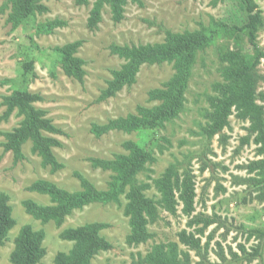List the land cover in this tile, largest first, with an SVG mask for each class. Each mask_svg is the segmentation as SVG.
Wrapping results in <instances>:
<instances>
[{
  "label": "rangeland",
  "instance_id": "374dc122",
  "mask_svg": "<svg viewBox=\"0 0 264 264\" xmlns=\"http://www.w3.org/2000/svg\"><path fill=\"white\" fill-rule=\"evenodd\" d=\"M95 0L79 4L77 0H38L47 7L30 18L13 24L7 20L11 10L8 0H0V132L9 131L21 120L14 110L8 118L2 96L16 88L39 93L34 105L46 111L61 132L51 134L61 142L52 148L64 166L52 171L31 150V142L23 144L24 158L13 162L11 151H5L0 133V191L9 196L16 224L0 246V264H12L9 254L20 227L30 224L42 229L45 255L36 264H55L57 252H68L74 241L64 239L61 232L86 222L108 225L99 233L111 243L99 251L90 264H153L146 259L156 249L165 254L173 251L184 264H264V200L261 197L264 169L254 163L264 158L260 144L250 131L251 121L242 119L232 109L228 124L208 138L202 132L210 109L208 95L215 94L213 84L222 81L221 56L238 51L254 56L264 51V0H252L261 11L262 24L252 44L245 31L237 30L248 20L244 0H126L122 18L113 19L110 6L104 5L101 20L95 28L88 26ZM61 21L49 26V22ZM212 26L215 37L196 53L191 77L184 92L183 109L177 116L164 121L154 130L110 129L96 136L91 124L136 112L137 105L155 106L148 91L161 88L175 72L174 60L143 63L135 82L124 85L113 96L99 100L101 90L125 60L110 51L112 44L137 46L163 43L166 31L183 33ZM80 41L76 55L83 60V81L67 76L61 67L57 47ZM33 61V70L22 76V64ZM258 74L256 101L264 108V57L255 67ZM132 140L148 149L152 159L138 173L140 182L148 186L146 196L156 201L157 214L148 218L151 237L143 242L128 243L131 226L124 213L125 192L120 202L92 201L75 208L61 224L54 220L42 222L28 213L22 200L32 199L49 204L47 194L25 187L36 179H46L69 191L79 190L74 171L82 173L98 189H106L113 172L92 165L89 157L112 158L127 154L122 145ZM175 174L171 183L175 212L164 201L155 184L165 171ZM185 181L194 189L192 208L185 205ZM149 217V216H148ZM192 234L199 240L197 247L180 240V233Z\"/></svg>",
  "mask_w": 264,
  "mask_h": 264
},
{
  "label": "trees",
  "instance_id": "16d2710c",
  "mask_svg": "<svg viewBox=\"0 0 264 264\" xmlns=\"http://www.w3.org/2000/svg\"><path fill=\"white\" fill-rule=\"evenodd\" d=\"M125 1L95 0L90 10L88 26L96 27L101 20L102 9L107 4L111 8L113 19L120 20L123 13L122 5ZM244 1L248 20L242 26L234 28L240 31L244 30L249 41L253 44L258 27L262 24L261 11L252 0ZM8 2L11 4V10L7 20L13 24L30 18L36 11L47 9L38 0H8ZM77 3L86 4L88 0H77ZM60 22L59 20L51 21L49 26ZM215 29L216 27L207 26L183 33L167 30L163 43L137 46L112 44L110 46L111 53L117 54L125 62L118 69L111 70L112 77L107 81L106 87L101 90L99 100L113 96L124 85L134 83L139 67L143 63L174 60L175 72L163 83L161 88H153L148 91L151 100L160 101L158 105L151 107L137 105L135 113L109 119L106 123L93 122L91 132L100 136L110 129L154 130L164 121L177 116L184 107V92L191 77L196 53L213 40ZM79 44L80 41L64 44L57 47L56 52L60 57L63 72L82 82L83 60L76 55ZM262 57H264L263 50L257 51L254 56H245L238 51H226L222 54L221 60L225 62L221 67L223 80L214 82L215 94L207 97L210 109L206 110L205 115L208 122L202 127V132L206 137L214 136L228 124V117L234 108L240 118H248L251 121L249 129L255 134L254 141L260 144V151L264 153V108L256 101L258 74L255 70ZM22 69V76L27 79V75L33 70V61L24 62ZM41 99L42 96L39 93L31 92L26 88H16L11 93L2 96L4 111L1 117L8 118L14 110L22 117L11 130L0 132L5 138L2 145L5 151L12 152L13 162H17L24 158L23 144L30 141L31 150L40 156L42 164L49 165L52 171H56L64 164L57 159L52 150L54 146H61V142L51 134L60 133L61 130L46 116L45 110L34 105L35 101ZM122 145L128 150L127 154L116 153L112 158L89 157L93 166L110 169L113 172L106 189H98L78 171H74L73 175L79 180L81 188L74 191H69L46 179H36L25 188L29 191L47 194L51 203L42 204L28 198L22 200L24 209L42 222L54 220L57 224H61L73 209L80 208L92 201L120 202V195L128 190L125 192L128 199L124 205V213L129 218L131 231L127 242L145 241L152 235L147 228L148 218H155L157 207L156 201L144 193V189L148 185L140 182L137 175L144 170L145 163L152 159V155L148 149L132 140L124 141ZM254 165L264 169V158ZM174 174L173 169L169 168L155 180V184L162 191L166 206L171 212H175L171 183ZM183 187L185 205L191 209L194 189L189 181H185ZM261 197L264 200V183L262 184ZM8 200V193L0 191V246L7 240L9 231L16 224ZM107 225L103 222H86L63 230L60 236L72 240L74 243L68 252L59 251L55 254V264H90V259L94 255L111 247V243L99 233L100 229ZM179 237L181 241L192 247L199 245V240L192 234L181 232ZM43 238L44 231L42 229H33L30 224L22 225L14 237V246L9 254V261L12 264L38 263L45 255ZM184 258L183 260L178 259L173 251L165 254L156 249L148 255L146 260L153 264H184L187 261L186 257Z\"/></svg>",
  "mask_w": 264,
  "mask_h": 264
}]
</instances>
